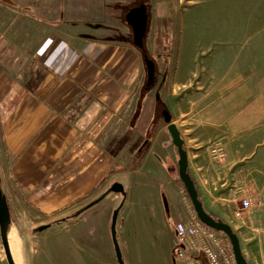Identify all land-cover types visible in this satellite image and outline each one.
I'll return each mask as SVG.
<instances>
[{"label":"crops","instance_id":"obj_1","mask_svg":"<svg viewBox=\"0 0 264 264\" xmlns=\"http://www.w3.org/2000/svg\"><path fill=\"white\" fill-rule=\"evenodd\" d=\"M83 4L0 0V167L16 218L26 227L29 218L39 226L66 220L49 240L58 257L64 245V264H119L112 224L120 207L125 263L175 264L185 188L157 154L176 150L160 115L166 108L205 209L231 225L249 264H264V208L236 214L243 199L264 194V88L245 77L264 75L263 57L253 65L230 52L200 57L209 66L194 73L212 85L185 98L160 84L156 62V85L143 93L147 69L129 11L120 0ZM121 150H134L133 160L124 163ZM117 181L126 196L103 198Z\"/></svg>","mask_w":264,"mask_h":264},{"label":"rangeland","instance_id":"obj_2","mask_svg":"<svg viewBox=\"0 0 264 264\" xmlns=\"http://www.w3.org/2000/svg\"><path fill=\"white\" fill-rule=\"evenodd\" d=\"M139 1L150 8L148 32L144 40L147 55L158 64L160 84L164 83L167 91L175 84L174 89L180 92L179 97H196L212 85L211 76L194 73L200 66H209L204 59L199 60L200 57L230 52L235 57L249 56L250 65H253V57L258 54L264 59V0H120L126 12L136 7ZM83 3L86 6L88 0H83ZM230 60L231 57L226 60L227 65ZM179 70L180 73L175 74ZM245 77L252 82L256 78L255 82L263 84L264 88V75ZM160 113L163 118V110ZM169 145L174 146L171 141ZM133 151L121 150L124 163L133 160ZM157 154L164 159L163 165L171 179L180 189L185 188L179 177L177 148L157 150ZM153 162L158 164V158L154 157ZM182 193L187 211V204L191 200L186 189ZM24 222L27 227L19 220L17 225L22 233L19 244L21 264H64V245L60 249L62 257H58L55 251L54 254L51 252L49 240L54 226L38 232L41 223L38 218H29ZM52 245L54 249L60 248L58 244ZM0 264H8L1 236Z\"/></svg>","mask_w":264,"mask_h":264},{"label":"water","instance_id":"obj_3","mask_svg":"<svg viewBox=\"0 0 264 264\" xmlns=\"http://www.w3.org/2000/svg\"><path fill=\"white\" fill-rule=\"evenodd\" d=\"M127 24L131 27L133 31V44L140 50L145 49V37L148 32V6L146 4H142L141 6L135 7L129 11L126 16ZM145 66L147 69V82H146V90H150L156 85L157 82V64L151 59L148 55L144 57ZM163 118L165 123L167 124V129L172 137V143L177 148L179 161V177L182 183L185 186V189L188 193L189 198L194 206V209L199 217V219L208 227L224 233L230 240L233 251L237 260V264H249V262L244 257L240 240L237 233L234 229L224 220L215 219L204 207L203 201L199 199L198 190L196 184L189 172V160H188V152L185 148V141L181 135L180 130L177 125L172 120V115L168 109L163 111ZM120 194L123 197L126 196L125 186L121 182H114L111 184L109 189L105 192L104 197L109 194ZM164 205L166 210H170L169 201L167 198H164ZM120 212V207L117 208L113 215V224H112V235L116 249V255L119 264H126L123 258L122 250L117 238L116 224L118 220ZM18 220L15 216L12 204L10 199L6 193V187L3 175L1 173L0 167V236L4 246L6 259L8 264H21L19 249L18 248V263L15 260L13 255V251L11 248L10 236L11 232L14 229L18 235V244H20V238L22 233L17 229ZM52 227V224H46L40 226L37 230L38 232H44Z\"/></svg>","mask_w":264,"mask_h":264},{"label":"built area","instance_id":"obj_4","mask_svg":"<svg viewBox=\"0 0 264 264\" xmlns=\"http://www.w3.org/2000/svg\"><path fill=\"white\" fill-rule=\"evenodd\" d=\"M214 157H223V150H214ZM191 200V199H190ZM264 208V194L243 199L242 207L236 212L244 213ZM178 242L173 250L175 264H237L232 244L228 237L205 225L198 217L191 202L187 204L186 215L177 225Z\"/></svg>","mask_w":264,"mask_h":264},{"label":"trees","instance_id":"obj_5","mask_svg":"<svg viewBox=\"0 0 264 264\" xmlns=\"http://www.w3.org/2000/svg\"><path fill=\"white\" fill-rule=\"evenodd\" d=\"M139 51L142 53V55L145 57V55H147V46L145 45V49L144 50H140L139 49ZM153 88H151L150 90H152ZM150 90H146V87L143 89V93H147V92H149ZM166 109V108H165ZM167 125V124H166ZM148 150H144L143 152H142V154L139 156V163H138V165L140 164V161H141V159L145 156V154H146V152H147ZM193 178V177H192ZM194 180V179H193ZM194 182H195V180H194ZM195 184H196V182H195ZM198 194H199V199L201 200V201H203V199H202V196H201V194L199 193V191H198ZM163 198H167V196H166V194L163 192ZM167 200H168V198H167ZM168 212H170L169 210H168ZM215 219H217V220H223V219H221L220 217H218V216H216V215H214L213 213H211V212H209ZM74 218H76V217H73V219ZM64 222H66V220H60V221H56V222H53L52 223V227L53 226H57V225H60V224H62V223H64ZM221 233V232H220ZM221 234H223V235H225L224 233H221ZM226 236V235H225ZM227 237V236H226Z\"/></svg>","mask_w":264,"mask_h":264},{"label":"bare ground","instance_id":"obj_6","mask_svg":"<svg viewBox=\"0 0 264 264\" xmlns=\"http://www.w3.org/2000/svg\"><path fill=\"white\" fill-rule=\"evenodd\" d=\"M10 241H11V248L13 251V255L15 257L16 262L18 263V248H19L18 235L14 229L11 232Z\"/></svg>","mask_w":264,"mask_h":264},{"label":"flooded vegetation","instance_id":"obj_7","mask_svg":"<svg viewBox=\"0 0 264 264\" xmlns=\"http://www.w3.org/2000/svg\"><path fill=\"white\" fill-rule=\"evenodd\" d=\"M142 4H146L145 2H142V1H139V4L136 6V7H138V6H141ZM147 5V4H146ZM148 6V5H147ZM135 8V7H134ZM149 6H148V13H149Z\"/></svg>","mask_w":264,"mask_h":264}]
</instances>
